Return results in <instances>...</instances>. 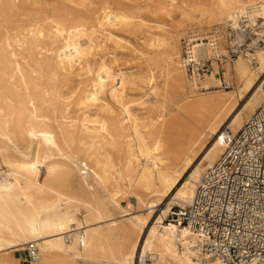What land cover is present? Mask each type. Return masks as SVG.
I'll return each instance as SVG.
<instances>
[{
	"label": "bare ground",
	"instance_id": "6f19581e",
	"mask_svg": "<svg viewBox=\"0 0 264 264\" xmlns=\"http://www.w3.org/2000/svg\"><path fill=\"white\" fill-rule=\"evenodd\" d=\"M129 1L0 0V264L30 242L24 264H221L169 216L264 101V47L228 50L246 22L264 36V0H165L186 4L176 34L158 23L134 47L143 75L106 50L146 22Z\"/></svg>",
	"mask_w": 264,
	"mask_h": 264
},
{
	"label": "built area",
	"instance_id": "2783aa9c",
	"mask_svg": "<svg viewBox=\"0 0 264 264\" xmlns=\"http://www.w3.org/2000/svg\"><path fill=\"white\" fill-rule=\"evenodd\" d=\"M246 24L245 42L264 46L257 27ZM225 144L191 201L177 206L169 219L194 231L202 250L221 264H264V101L236 135L225 138ZM26 257L30 262L39 260L35 242L28 244ZM154 260L152 255H140L135 264H154Z\"/></svg>",
	"mask_w": 264,
	"mask_h": 264
},
{
	"label": "rangeland",
	"instance_id": "374dc122",
	"mask_svg": "<svg viewBox=\"0 0 264 264\" xmlns=\"http://www.w3.org/2000/svg\"><path fill=\"white\" fill-rule=\"evenodd\" d=\"M59 3L64 2L66 0H56ZM187 3H190V0H185ZM186 3H180L177 6H172L170 3H168L165 0H130L129 5L130 8L134 11L137 12L138 15H140L146 22L141 23V24H135L128 30H119L117 31V34L122 37L124 40H127L132 43V46H129L128 44H123V46L116 47L113 44H110L109 46L106 47L107 51L110 52H115L117 57H118V62L115 65L116 69H121L126 71L127 73L130 72H136L139 75H143V67H142V59L139 57L137 53L134 52V47L142 50L143 49V43L144 40L147 39V35L152 32L156 33L159 32L157 29V24L161 23L166 26L170 27V33L176 34L178 29L175 28V24H177L181 20L182 16V10L183 7H185ZM248 23V22H246ZM173 25V28H172ZM244 25V24H243ZM200 26V25H199ZM205 27H202L201 29H196L198 28V25H193L191 27V34H199V33H211L212 32V26L214 24H210V27L208 24L203 25ZM231 32V36H229V42H232L235 39L236 33L233 32L232 30H229ZM229 32V33H230ZM181 45L183 48V55L184 57L187 56L186 54V37L182 36L181 37ZM236 46L240 44H235ZM234 46V45H233ZM233 47L229 44L228 45V50L230 53L231 58H236L240 54V50H250L251 52L256 49V46L252 44L251 41L248 42H242V46L238 49L237 47ZM264 46H260L258 48H262ZM237 49V50H236ZM236 50V51H234ZM220 64V69H222L223 65L221 61H217ZM213 61L212 60H207L204 59L201 61V64L198 66V71L202 74L205 73H211L213 71ZM192 69V66H191ZM220 77V75H218ZM86 77L82 78H75L73 81V87L74 88H79L83 87V85L86 83ZM234 87L228 88V90H232ZM212 89L211 91H213ZM135 96L134 98H139L140 96V91L139 88H136L132 91ZM248 97L242 99L239 102L238 109L242 108L244 103ZM237 109V110H238ZM128 204L127 200H124L122 202V205L126 207ZM177 206H181V204H178ZM173 206V210L177 207ZM142 213H145V211H139ZM171 215V213H170ZM13 256H15L16 253L11 252ZM20 262L21 263H28L29 261L27 260L26 257V251L20 252L19 255ZM27 260V261H26Z\"/></svg>",
	"mask_w": 264,
	"mask_h": 264
}]
</instances>
